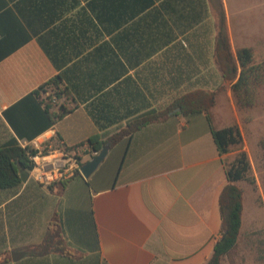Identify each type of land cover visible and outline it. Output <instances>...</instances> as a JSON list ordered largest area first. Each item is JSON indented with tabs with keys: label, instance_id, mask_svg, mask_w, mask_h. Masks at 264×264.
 Listing matches in <instances>:
<instances>
[{
	"label": "crops",
	"instance_id": "1",
	"mask_svg": "<svg viewBox=\"0 0 264 264\" xmlns=\"http://www.w3.org/2000/svg\"><path fill=\"white\" fill-rule=\"evenodd\" d=\"M91 1L0 0V146L12 138L32 145L59 137L60 144L74 147L97 133L111 136L133 118L163 110L197 89L216 92L209 112L214 127L238 126L243 146L221 155L207 113L186 117L176 110L110 146L89 178L66 180L61 193L29 178L0 190V263L206 264L222 237L225 162L240 151L256 176L255 186L237 182L243 212L234 250L264 245L258 238L264 202L258 198L250 214L247 204L248 190L259 194L264 188L252 160L264 131L258 130L259 119L243 120L244 111L264 110V82L252 104L241 105L233 90L239 73L225 82L214 56L223 10L234 56L250 48L254 63H264L260 3L151 0L146 8L150 0H120L124 8H117L118 0H111L112 7L97 0L91 8ZM242 31L252 32L250 42L238 41ZM57 75L60 88L69 89L60 102L78 107L44 129L38 100L26 97ZM89 109L107 117L101 120L105 129L98 128ZM55 224L66 251L41 253L38 246L52 240ZM16 251L24 255L13 260Z\"/></svg>",
	"mask_w": 264,
	"mask_h": 264
},
{
	"label": "trees",
	"instance_id": "2",
	"mask_svg": "<svg viewBox=\"0 0 264 264\" xmlns=\"http://www.w3.org/2000/svg\"><path fill=\"white\" fill-rule=\"evenodd\" d=\"M96 1L97 0H93L89 2L87 6L92 8ZM99 1L102 7H112L111 0ZM152 4L153 1L150 0L144 7L147 8ZM124 5V1H120L117 8H124ZM100 14L98 15L100 21L106 23V16ZM120 21H122V18ZM214 56L225 82L232 83L239 73L237 81L233 84V90L241 105L247 106L252 104L256 98L258 87L264 82V63H254V54L250 48L239 49L236 56H234L229 35L225 30V15L223 10H221L219 14V26L214 42ZM238 66L240 67V72H238ZM104 68H106V64H101V69ZM61 81V76L57 75L26 97V100L30 98H36L38 100V107L46 119L44 129L54 126L78 107L77 104L69 105L65 102L60 105L55 104L57 101L69 95V89L67 87L60 88ZM43 93L49 94L48 96H43ZM41 96L43 98H41ZM215 97V91L197 89L177 97L163 110L148 111L133 118L126 127L119 129L111 136L97 133L89 137L85 142L74 147L63 146L59 142V137L47 143L50 144L54 142L58 148H64L69 151H76L78 148L88 146L91 153L99 152L106 144L113 146L124 138L130 139L132 135L141 128L150 123L165 119L171 112L177 110V114L186 117L203 112L207 113L208 123L219 153L221 155H226L230 153L233 148H240L243 139L240 129L236 125L223 129H216L214 127L209 112L215 105ZM89 113L98 128L101 131L105 129L101 120H105L107 117L102 115L101 110L96 112L94 109H89ZM5 116L8 117V114L5 113ZM11 123L13 122L11 121ZM13 127L17 129L19 137L22 138V133H20V131L18 132V128H16L14 124ZM34 137L35 136L30 137L29 140L34 139ZM36 152L37 150L32 145L23 148L15 138L6 141L0 146V190L16 188L23 183V175L29 173L33 167L30 156L34 155ZM225 167L228 184L223 188L219 198L222 237L215 245L213 253L206 264H222L223 259L229 256L237 246L243 212V191L237 185V182L247 181L255 186V179L252 175L251 163L247 153L240 151L234 160L225 162ZM66 184L67 181H59L51 184L49 189L54 191L56 188L58 193H61V191L65 189ZM52 231V240L45 241L38 246L43 250L41 253L46 252V249L49 248H55L64 253L66 248L64 247V242L61 239L56 224Z\"/></svg>",
	"mask_w": 264,
	"mask_h": 264
},
{
	"label": "rangeland",
	"instance_id": "3",
	"mask_svg": "<svg viewBox=\"0 0 264 264\" xmlns=\"http://www.w3.org/2000/svg\"><path fill=\"white\" fill-rule=\"evenodd\" d=\"M234 0H229L230 4H233ZM251 1V3L254 1V3H260V8L264 9L263 3L264 0H249ZM233 6V5H232ZM237 33L234 35V39L237 41ZM252 37V32L251 31H242L239 33V38L238 41H244V42H250ZM48 96V95H47ZM55 104L60 105L62 104V102L57 101ZM259 119V128L258 130H260L261 132L264 131V110H262V108L258 111L255 112H251V111H244V115H243V120L247 121V120H252V119ZM262 134V133H261ZM248 136V134H247ZM243 146V143L241 145V147H235L233 148L232 151L234 150H240ZM44 147H48L50 149V147H52V149H56L58 148L54 142L52 143H47L44 144ZM245 152V151H243ZM246 153V152H245ZM77 155H84L82 150H77ZM237 154H235L232 157L228 158V161L230 162L231 160H234V158L236 157ZM85 156V155H84ZM83 156V157H84ZM252 160L255 166V170L257 172V177L259 179V181H263L264 184V138H262L261 142L259 143V149L256 150V152L252 155ZM263 171V173H261ZM253 175V173H252ZM255 175V174H254ZM253 175V178L255 179V176ZM261 181V183H262ZM260 183V182H259ZM247 204H248V214L251 213V205L254 203H257V199L259 198V200L262 202H264V188L261 189V192L259 194L254 193L250 190L247 191ZM261 240L264 241V229L260 230V234L259 237ZM262 245V244H261ZM222 264H264V245L262 246H255L251 245V247L249 246H241L240 250H234L229 256L225 257L223 259V263Z\"/></svg>",
	"mask_w": 264,
	"mask_h": 264
},
{
	"label": "built area",
	"instance_id": "4",
	"mask_svg": "<svg viewBox=\"0 0 264 264\" xmlns=\"http://www.w3.org/2000/svg\"><path fill=\"white\" fill-rule=\"evenodd\" d=\"M45 142H35L32 146L37 152L30 156L33 167L29 171V179L39 184L43 188H49L53 183L69 180L77 175H81L80 167L83 163V156L93 155L88 146H83L77 150H82L84 155H77L76 151H69L64 148L50 149L44 147ZM23 148L28 146L21 143Z\"/></svg>",
	"mask_w": 264,
	"mask_h": 264
},
{
	"label": "water",
	"instance_id": "5",
	"mask_svg": "<svg viewBox=\"0 0 264 264\" xmlns=\"http://www.w3.org/2000/svg\"><path fill=\"white\" fill-rule=\"evenodd\" d=\"M110 150V145L106 144L99 152H95V155H92L89 160L82 163L80 170L81 174L85 178H89L99 167L102 161L107 156ZM29 178V173L23 175V182H26ZM24 255V252H13V260H18Z\"/></svg>",
	"mask_w": 264,
	"mask_h": 264
}]
</instances>
